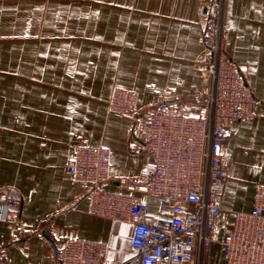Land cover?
Segmentation results:
<instances>
[{
	"label": "crops",
	"instance_id": "obj_1",
	"mask_svg": "<svg viewBox=\"0 0 264 264\" xmlns=\"http://www.w3.org/2000/svg\"><path fill=\"white\" fill-rule=\"evenodd\" d=\"M202 0H0V192L20 196L19 214L0 221L4 264H60L52 256L66 238L110 244L109 257L135 264L134 224L91 213L90 188L66 165L73 140L112 152L113 178L104 190L148 206L160 198L131 192L151 165L137 162L138 126L108 110L115 88L137 92L141 113L167 100L193 117L209 113ZM224 20L236 28L227 55L244 67L257 99L251 118L223 136L230 174L221 195L219 237L231 212H250L264 183V0H224ZM133 132L137 135H133ZM213 261L223 264L218 243ZM198 257L194 258L197 264Z\"/></svg>",
	"mask_w": 264,
	"mask_h": 264
},
{
	"label": "built area",
	"instance_id": "obj_2",
	"mask_svg": "<svg viewBox=\"0 0 264 264\" xmlns=\"http://www.w3.org/2000/svg\"><path fill=\"white\" fill-rule=\"evenodd\" d=\"M198 19L205 49L202 77L210 84L207 116L185 115L167 100L141 113L138 93L119 88L108 102L110 112L139 128L144 150L136 160L151 167L141 182L127 188L160 198L157 221L147 223L146 204L104 190L113 178L109 148L73 140V155L66 167L76 183L90 188L92 214L134 224L135 264H194L196 256L197 264L211 263L215 242L223 264H264V183L256 186L253 209L231 212L221 235H212L223 214L221 195L230 174L223 136L228 127L253 115L257 99L247 78L257 74V64L248 62L242 68L227 55L225 44L237 29L225 23L224 0H202ZM20 201L18 192L3 189L0 221L19 214ZM109 252V243L66 238L52 256L60 264H120Z\"/></svg>",
	"mask_w": 264,
	"mask_h": 264
}]
</instances>
